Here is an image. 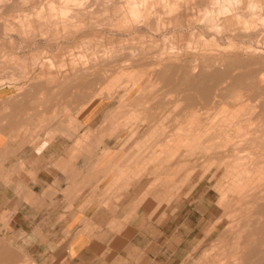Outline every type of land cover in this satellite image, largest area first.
<instances>
[{
	"label": "rangeland",
	"instance_id": "1",
	"mask_svg": "<svg viewBox=\"0 0 264 264\" xmlns=\"http://www.w3.org/2000/svg\"><path fill=\"white\" fill-rule=\"evenodd\" d=\"M1 101L62 126L97 264H264V0H0ZM61 222L0 219V264H64Z\"/></svg>",
	"mask_w": 264,
	"mask_h": 264
},
{
	"label": "crops",
	"instance_id": "2",
	"mask_svg": "<svg viewBox=\"0 0 264 264\" xmlns=\"http://www.w3.org/2000/svg\"><path fill=\"white\" fill-rule=\"evenodd\" d=\"M2 109L8 111H0V219L8 221L7 236L19 233L31 240L44 234V226L48 235L63 221L60 230L66 236L64 264L106 261L118 243L81 232V219L91 217L80 212V204L96 201L89 194L81 201L79 172L75 170L79 157L75 163L73 153L65 154L62 126L59 129L56 122L55 132L52 126L49 130L44 126L46 120L27 101H1ZM65 172H71L70 178L65 177ZM44 205L53 207L46 212ZM4 228L0 225V229ZM9 245L8 251H15V243Z\"/></svg>",
	"mask_w": 264,
	"mask_h": 264
},
{
	"label": "bare ground",
	"instance_id": "3",
	"mask_svg": "<svg viewBox=\"0 0 264 264\" xmlns=\"http://www.w3.org/2000/svg\"><path fill=\"white\" fill-rule=\"evenodd\" d=\"M19 38V37H18ZM248 55V54H247ZM254 62V61H253Z\"/></svg>",
	"mask_w": 264,
	"mask_h": 264
}]
</instances>
